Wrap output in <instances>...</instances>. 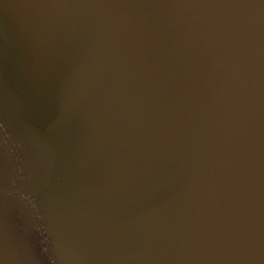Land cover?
<instances>
[{"label":"water","instance_id":"obj_1","mask_svg":"<svg viewBox=\"0 0 264 264\" xmlns=\"http://www.w3.org/2000/svg\"><path fill=\"white\" fill-rule=\"evenodd\" d=\"M0 264H264V0H0Z\"/></svg>","mask_w":264,"mask_h":264}]
</instances>
